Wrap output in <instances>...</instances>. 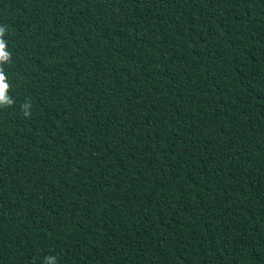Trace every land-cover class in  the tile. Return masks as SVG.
Listing matches in <instances>:
<instances>
[{"label":"trees","instance_id":"16d2710c","mask_svg":"<svg viewBox=\"0 0 264 264\" xmlns=\"http://www.w3.org/2000/svg\"><path fill=\"white\" fill-rule=\"evenodd\" d=\"M5 25L0 264H264V0H0Z\"/></svg>","mask_w":264,"mask_h":264},{"label":"clouds","instance_id":"9594fccd","mask_svg":"<svg viewBox=\"0 0 264 264\" xmlns=\"http://www.w3.org/2000/svg\"><path fill=\"white\" fill-rule=\"evenodd\" d=\"M7 34V26H0V108H10L15 105L16 101L9 95L10 84L4 71L3 65L8 64L12 57L7 50V41L4 39ZM31 98H26L20 105L21 112L25 118L32 115ZM43 264H59L58 259L53 254L43 257Z\"/></svg>","mask_w":264,"mask_h":264}]
</instances>
